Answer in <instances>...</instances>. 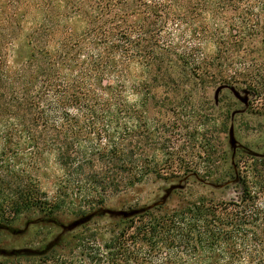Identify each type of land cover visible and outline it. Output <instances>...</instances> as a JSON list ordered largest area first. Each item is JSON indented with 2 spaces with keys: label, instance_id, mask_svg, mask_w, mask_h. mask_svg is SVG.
Segmentation results:
<instances>
[{
  "label": "trees",
  "instance_id": "1",
  "mask_svg": "<svg viewBox=\"0 0 264 264\" xmlns=\"http://www.w3.org/2000/svg\"><path fill=\"white\" fill-rule=\"evenodd\" d=\"M178 3L144 0L146 17L132 27L120 10L122 0H0V82L9 77L7 55L34 65L32 74L18 77L33 91L27 103L32 120L57 134L60 164L78 169L97 160L108 167L87 178L60 175L51 196L23 180L0 195V220L35 209L44 221L56 223L77 200L83 207L72 215L78 218L105 207L111 189L132 187L151 174L169 179L199 172L193 161L181 166L178 156L156 155L151 165L143 147L135 154L131 146L137 136L150 137L146 111L153 64L160 69L174 58L201 83L209 76L241 85L258 102L254 112L264 114V62L250 65L236 58L237 68L229 74L233 61L224 66L220 53L226 43L261 33L264 0H197L194 8L201 11L195 16L207 21L198 27L191 10L184 13ZM210 18L213 32L205 30ZM169 24L164 40L161 28ZM176 31L183 32L185 43L174 41ZM205 35H215V55L204 51ZM242 156L247 164L237 175L236 198L174 189L177 203L171 207L165 201L127 218L96 215L62 233L41 253V264H264V156ZM201 158L207 166L203 176L209 177L223 157L208 151ZM4 182L0 178V185Z\"/></svg>",
  "mask_w": 264,
  "mask_h": 264
},
{
  "label": "rangeland",
  "instance_id": "2",
  "mask_svg": "<svg viewBox=\"0 0 264 264\" xmlns=\"http://www.w3.org/2000/svg\"><path fill=\"white\" fill-rule=\"evenodd\" d=\"M143 1L122 0L120 10L124 13L126 23L132 27L142 23L146 17L143 12L145 8L142 6ZM196 1L179 0L177 6L181 5L183 12L187 14L191 10L195 16L201 11L199 5L194 8ZM147 3H150V0H147ZM227 14L229 16L233 13L228 11ZM195 18L197 22L193 23L196 27L203 21L207 22L203 17L195 16ZM209 22V27L205 30L213 32L215 25L211 18ZM261 26L263 28L258 35L244 38L236 44L226 43L221 46L220 53L221 58L224 59V66L225 63L233 61L228 67L229 74L237 68V64L234 63L236 58L250 65L264 62V15ZM199 29L196 30V34H201ZM169 30L170 24L168 27L162 26L161 36L164 40L168 39L166 35ZM174 36L175 42L185 43L182 42L183 32L176 31ZM205 37L204 51L207 55H215L218 50V45L214 44L215 35L213 38L209 35ZM185 39H189L188 36H185ZM150 47H154L152 40ZM24 60L12 54L3 58L4 70L7 71L5 74L9 77L4 82H0V178L5 181L0 185L1 188L3 187L0 195L11 193L23 180L31 179L40 190L51 196L60 175L65 174L68 178H74L77 174V178H87L92 172L102 173L108 167L97 160L92 165L78 169L63 167L60 164V153L57 148L60 141L57 134L32 120L31 111L28 110V96L32 95L33 91L27 89L18 75L32 74L35 68L34 65L28 66ZM150 68V103L146 111L150 137L143 134L132 139L131 146L134 148V153L138 154L137 146L143 147L141 153L150 154L151 165L152 158L156 155L178 156L182 159L181 166H185L187 161L190 166L193 161L191 167L199 168V172L169 179L156 178L151 174L142 183L132 187L118 190L114 188L108 191L104 206L110 208L145 206L159 199L165 189L172 184H182L183 187L177 190H191L194 195L210 194L215 199L226 200L236 198L237 175L238 172H244L247 164L242 153L254 157L264 156V114L254 112L258 102L252 100L254 96L241 85L236 87L233 84L220 83L209 76L201 83L200 80L189 76L174 58L160 69L154 64ZM214 70L216 72V69ZM37 88L36 83V88L33 90ZM130 98L133 99L134 96ZM231 125L234 127V135L239 144L235 151L228 143V130ZM21 129H24V132ZM208 151L223 158H218V161L211 166L212 174L206 177L203 173L207 166L206 163L201 162V157ZM238 159L239 166L235 164ZM174 165L178 167L177 163ZM231 170L234 172V177H231ZM166 202L169 207L173 206L177 203V195L170 194ZM81 204H78L77 200L66 205V209L57 215L56 223L49 219L44 221L35 209L13 218L8 216L5 221L0 220V226L8 227V229L0 228V248L45 249L49 241L61 231L60 223L67 224L77 218L72 215V211L80 206L83 207ZM27 223L28 226L22 233L12 232L23 229ZM40 255L0 254V264H41Z\"/></svg>",
  "mask_w": 264,
  "mask_h": 264
},
{
  "label": "water",
  "instance_id": "3",
  "mask_svg": "<svg viewBox=\"0 0 264 264\" xmlns=\"http://www.w3.org/2000/svg\"><path fill=\"white\" fill-rule=\"evenodd\" d=\"M228 143L230 148L235 151V149L239 146L235 135H234V127L231 125L229 127L228 130ZM183 185L182 184H172L170 186H168L164 193L161 195V197L155 201H153L152 203L142 206V207H134V208H129V209H123V208H110V207H99L81 217H78L74 220H72L71 222L67 223V224H63L60 223L59 226L61 228V231L51 240L49 241V243L46 245L45 249L42 250H37L34 248H29V247H23V248H13L10 250H7L5 248H0V254L2 255H12V254H19V253H27V254H41L44 251H46L47 249H49L50 247H52L60 238V235L66 231H71L73 229H75L76 227L84 224L85 222H87L89 219H91L92 217L96 216V215H108L109 217H123V218H127V217H131L133 215H136L146 209L152 208L154 206L160 205L165 203V201L167 200V198L169 197V195L171 194V192L174 189L177 188H182ZM28 223L25 225V227L23 229H20L18 231H12L13 233H22L25 228H27ZM0 228H5L8 229V227L6 226H0Z\"/></svg>",
  "mask_w": 264,
  "mask_h": 264
}]
</instances>
